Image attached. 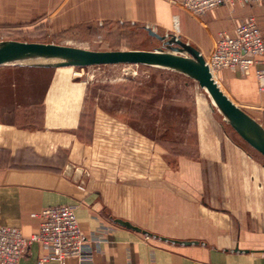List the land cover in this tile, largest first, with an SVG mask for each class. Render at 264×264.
Listing matches in <instances>:
<instances>
[{"label":"crops","instance_id":"obj_1","mask_svg":"<svg viewBox=\"0 0 264 264\" xmlns=\"http://www.w3.org/2000/svg\"><path fill=\"white\" fill-rule=\"evenodd\" d=\"M7 1L12 6L0 10L20 16L57 5L54 21L59 28L107 22L148 25L162 34L180 36L206 59L221 33L235 34L236 26L250 17L264 36V2L235 1L196 16L179 0H0ZM262 60L264 66V56ZM4 69L28 74L51 68L0 66V71ZM216 79L236 104L264 126V89L255 70L246 75L221 69ZM64 81L57 78L45 86L38 102L42 127L22 126L12 115L0 119L1 225L19 228L30 237L40 224L32 214L48 206L69 205L88 238L84 263L264 264L260 152L206 117L198 131V159L181 158L179 169L119 118L100 119L94 138L82 140L75 129L81 122L85 88L63 85ZM8 88L18 102L34 101V85L14 83ZM5 106L11 111L17 103L12 106L9 101ZM117 219L153 235L123 226ZM44 253L40 244L33 243L18 264H38ZM66 264L80 261L70 258Z\"/></svg>","mask_w":264,"mask_h":264},{"label":"rangeland","instance_id":"obj_2","mask_svg":"<svg viewBox=\"0 0 264 264\" xmlns=\"http://www.w3.org/2000/svg\"><path fill=\"white\" fill-rule=\"evenodd\" d=\"M9 6L12 2H0V7ZM56 15L57 5L30 16L0 10V41L54 42L99 51L154 49L161 45L140 25L107 22L104 26L84 23L59 28L54 21ZM4 70L0 71V119L12 115L22 126L42 127L43 111L38 102L45 86L62 78L63 85L77 84L85 88L81 122L75 129L82 140L94 138L100 119L119 118L154 143L162 159L177 169L181 158L198 159V131L203 117L222 131L237 134L224 122L198 81L168 69L142 64H107L42 69L28 74ZM14 83L34 85L31 105L14 98V91L8 88ZM9 101L12 106L17 103V108L8 110L5 104Z\"/></svg>","mask_w":264,"mask_h":264},{"label":"water","instance_id":"obj_3","mask_svg":"<svg viewBox=\"0 0 264 264\" xmlns=\"http://www.w3.org/2000/svg\"><path fill=\"white\" fill-rule=\"evenodd\" d=\"M144 28L149 35L159 40L161 45L154 49L99 51L54 42L1 40L0 66L24 65L60 68L107 64H142L183 74L195 79L201 88L208 90L224 122L230 125L246 143L264 156V126L236 104L222 89L202 52L180 36L162 34L148 25ZM116 222L148 236L153 235L129 221L117 219ZM185 243H191V241Z\"/></svg>","mask_w":264,"mask_h":264},{"label":"built area","instance_id":"obj_4","mask_svg":"<svg viewBox=\"0 0 264 264\" xmlns=\"http://www.w3.org/2000/svg\"><path fill=\"white\" fill-rule=\"evenodd\" d=\"M241 1L261 3L264 0H179V4L192 14L202 16L221 5ZM264 36L257 20L250 17L236 26L235 34H220L208 63L217 78L221 69L238 70L249 74L255 70L260 88L264 89ZM40 219L37 230L30 236L19 228L0 224V264H18L33 243H38L45 253L38 264H66L70 258L84 263L83 248L88 241L81 229L76 211L69 205H54L32 214Z\"/></svg>","mask_w":264,"mask_h":264},{"label":"bare ground","instance_id":"obj_5","mask_svg":"<svg viewBox=\"0 0 264 264\" xmlns=\"http://www.w3.org/2000/svg\"><path fill=\"white\" fill-rule=\"evenodd\" d=\"M207 61H208V59H207ZM69 67H75V66H69ZM60 68H62V67H60ZM203 89H205V88H203ZM207 92H208V90L207 89H205ZM208 94H209V92H208ZM209 96H210V94H209ZM211 97V96H210ZM212 99V98H211ZM212 102H213V104H214V106L216 107V105H215V103H214V101L212 100ZM217 108V107H216ZM217 110H218V108H217Z\"/></svg>","mask_w":264,"mask_h":264}]
</instances>
